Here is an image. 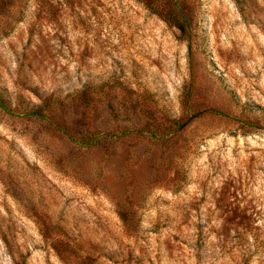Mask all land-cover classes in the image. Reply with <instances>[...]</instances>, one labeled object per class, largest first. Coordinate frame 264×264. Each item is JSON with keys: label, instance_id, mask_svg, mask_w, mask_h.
I'll list each match as a JSON object with an SVG mask.
<instances>
[{"label": "rangeland", "instance_id": "obj_1", "mask_svg": "<svg viewBox=\"0 0 264 264\" xmlns=\"http://www.w3.org/2000/svg\"><path fill=\"white\" fill-rule=\"evenodd\" d=\"M0 100V264H264V0H0Z\"/></svg>", "mask_w": 264, "mask_h": 264}, {"label": "trees", "instance_id": "obj_2", "mask_svg": "<svg viewBox=\"0 0 264 264\" xmlns=\"http://www.w3.org/2000/svg\"><path fill=\"white\" fill-rule=\"evenodd\" d=\"M0 104L3 105V102H1V100H0ZM34 113H35V115H39V114H37L38 112H34Z\"/></svg>", "mask_w": 264, "mask_h": 264}]
</instances>
